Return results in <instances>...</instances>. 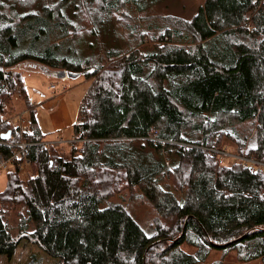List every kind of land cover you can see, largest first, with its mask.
<instances>
[{
    "label": "trees",
    "instance_id": "obj_1",
    "mask_svg": "<svg viewBox=\"0 0 264 264\" xmlns=\"http://www.w3.org/2000/svg\"><path fill=\"white\" fill-rule=\"evenodd\" d=\"M163 1L0 0V153L18 150L25 67L94 78L67 149L32 145L47 139L30 112L37 175L5 176L0 257L26 240L57 264L264 263V169L210 151L264 162V0H201L190 18Z\"/></svg>",
    "mask_w": 264,
    "mask_h": 264
},
{
    "label": "rangeland",
    "instance_id": "obj_2",
    "mask_svg": "<svg viewBox=\"0 0 264 264\" xmlns=\"http://www.w3.org/2000/svg\"><path fill=\"white\" fill-rule=\"evenodd\" d=\"M200 2L201 0H165L155 9V13H169L175 16L190 18L199 11L198 5L200 4ZM98 53L99 52L89 51L88 49H85L86 55ZM46 69L48 68L40 64L25 67L23 71V78L27 88L28 100L30 105L26 103L24 98L16 96L8 105L9 115L7 119L13 124V122H15L14 117L23 112L26 123L30 124V112L35 111L34 113L40 132L42 133L44 138L47 139V142H52L53 144V146L49 147H62L67 149L68 147L66 146L75 141L72 136V125L77 118L79 105L85 94L89 90L90 84L94 78L87 79L82 74L68 76L65 75L62 71L53 72ZM156 136V139L160 141L159 134H156ZM58 141L63 142L58 146ZM38 144H42V142L32 143V145ZM19 147L21 148V146ZM27 147L28 146L26 145L23 150L22 148L20 149L23 156ZM215 148L228 150L224 151L225 158H223V161H225V163H242L241 159H238L239 154L231 144H222ZM213 153H215L217 155L216 157L219 158L220 155L218 153ZM0 154H2L6 158L3 153ZM23 160L24 163L22 164V168L18 169V172L20 173L22 179L26 180L30 176H36L37 173H34L32 171L30 161L27 158H23ZM248 160L253 159H250V157H248ZM6 167H9V169L3 170L4 174L0 176V191H2L5 187V176L9 171L15 168L12 167V165H7V163ZM140 210L141 214L139 215V218L145 220V216L148 214V210L143 208H140ZM14 218V215H11L9 217L12 224L14 222ZM184 249L189 252H193L194 250L186 246L184 247ZM33 255L38 259H42L44 264H57L58 262L57 259L48 256L38 246L31 244L26 240H23L12 258L0 257V264H27L31 256ZM222 255L223 253L221 249H214L207 261L203 264H213V262L221 260ZM223 262L224 264H264L260 259L251 261L249 263H241L237 260L236 254L233 252L227 255L225 261Z\"/></svg>",
    "mask_w": 264,
    "mask_h": 264
},
{
    "label": "built area",
    "instance_id": "obj_3",
    "mask_svg": "<svg viewBox=\"0 0 264 264\" xmlns=\"http://www.w3.org/2000/svg\"><path fill=\"white\" fill-rule=\"evenodd\" d=\"M15 119V127L17 128L19 135H20V142L19 144L16 145V147H18V150H15L12 152V154L9 157H4L2 154H0V176H2L4 174L3 170L5 169H9V167H6V163L7 165H12V167H15L17 169H21L22 168V164L24 163V160L22 158V151L20 150L22 148H25L26 145L29 146L30 143L28 144L25 140V136L26 133L30 130V124H27L25 119H24V113L21 112L20 114H18L16 117H14ZM159 130H157L156 128H152L148 134V136L145 139L151 140V141H158V139H156V134L158 133ZM63 142V141H62ZM61 141H58V146L59 144L62 143ZM13 143H10L9 145H12ZM38 145H45V146H53L52 142H47L44 141L42 142V144H38ZM21 146V148L19 147ZM210 151L212 152H216L218 153L220 156L218 158V161L220 164L225 163V161H223L224 151H228L226 149H218V148H212L210 149ZM238 159H241V162L243 164H250L255 166L256 168L259 169H264V162H257L254 159L253 160H248V158L246 157H240L238 156ZM3 160V161H2ZM3 162H4V167H3ZM29 162V161H28Z\"/></svg>",
    "mask_w": 264,
    "mask_h": 264
},
{
    "label": "water",
    "instance_id": "obj_4",
    "mask_svg": "<svg viewBox=\"0 0 264 264\" xmlns=\"http://www.w3.org/2000/svg\"><path fill=\"white\" fill-rule=\"evenodd\" d=\"M188 220H189V218H187V222H188ZM206 234H207V232H206ZM207 235H208V234H207ZM247 235H248V234H247ZM245 237H246V236H243V237H241L240 239L236 240L235 242L242 241Z\"/></svg>",
    "mask_w": 264,
    "mask_h": 264
},
{
    "label": "crops",
    "instance_id": "obj_5",
    "mask_svg": "<svg viewBox=\"0 0 264 264\" xmlns=\"http://www.w3.org/2000/svg\"><path fill=\"white\" fill-rule=\"evenodd\" d=\"M13 124H14V122H13Z\"/></svg>",
    "mask_w": 264,
    "mask_h": 264
}]
</instances>
